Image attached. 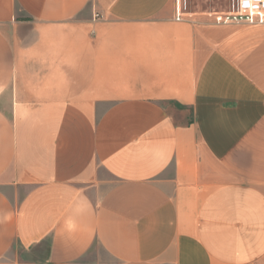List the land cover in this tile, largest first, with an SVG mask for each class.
Listing matches in <instances>:
<instances>
[{
  "label": "crops",
  "instance_id": "1",
  "mask_svg": "<svg viewBox=\"0 0 264 264\" xmlns=\"http://www.w3.org/2000/svg\"><path fill=\"white\" fill-rule=\"evenodd\" d=\"M175 9L0 0V264H264V23Z\"/></svg>",
  "mask_w": 264,
  "mask_h": 264
},
{
  "label": "built area",
  "instance_id": "2",
  "mask_svg": "<svg viewBox=\"0 0 264 264\" xmlns=\"http://www.w3.org/2000/svg\"><path fill=\"white\" fill-rule=\"evenodd\" d=\"M175 19L180 20L183 11L176 1ZM214 23H264V0H230L229 8L213 11L209 15Z\"/></svg>",
  "mask_w": 264,
  "mask_h": 264
},
{
  "label": "rangeland",
  "instance_id": "3",
  "mask_svg": "<svg viewBox=\"0 0 264 264\" xmlns=\"http://www.w3.org/2000/svg\"><path fill=\"white\" fill-rule=\"evenodd\" d=\"M178 1L180 2L181 10L187 12L216 11L218 9H227L229 8L230 5V0H178Z\"/></svg>",
  "mask_w": 264,
  "mask_h": 264
}]
</instances>
